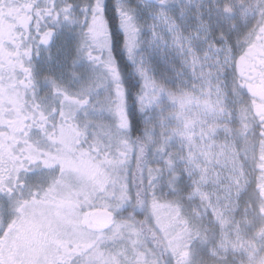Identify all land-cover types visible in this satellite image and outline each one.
<instances>
[{"label":"snow or ice","instance_id":"obj_1","mask_svg":"<svg viewBox=\"0 0 264 264\" xmlns=\"http://www.w3.org/2000/svg\"><path fill=\"white\" fill-rule=\"evenodd\" d=\"M0 264H264V0H0Z\"/></svg>","mask_w":264,"mask_h":264}]
</instances>
